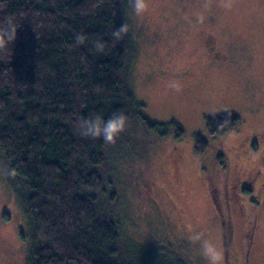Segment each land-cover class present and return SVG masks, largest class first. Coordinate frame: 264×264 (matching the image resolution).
<instances>
[{
  "label": "rangeland",
  "instance_id": "1",
  "mask_svg": "<svg viewBox=\"0 0 264 264\" xmlns=\"http://www.w3.org/2000/svg\"><path fill=\"white\" fill-rule=\"evenodd\" d=\"M121 1L119 16L129 21L135 44L126 62L130 83L139 111L158 125L146 128L138 119L108 149L105 172L117 185L126 234L143 249L187 254L191 264H207L192 240L197 234L217 246L220 264H264V187L241 192V204L232 198L228 252L207 188L211 179L214 194L225 195L232 156L246 154V142L264 133V0H145L141 14L136 0ZM222 114L238 116L239 124L211 137L205 118ZM196 134L208 142L202 154ZM220 143L238 147L223 163ZM263 147L251 148L256 168L264 169ZM6 171L0 160V264H28L31 229Z\"/></svg>",
  "mask_w": 264,
  "mask_h": 264
},
{
  "label": "trees",
  "instance_id": "2",
  "mask_svg": "<svg viewBox=\"0 0 264 264\" xmlns=\"http://www.w3.org/2000/svg\"><path fill=\"white\" fill-rule=\"evenodd\" d=\"M121 4L0 0V31L16 30L13 41L0 44V160L23 198L28 264H191L187 254L143 249L128 237L117 185L105 172L113 142L84 138L76 127L81 117L122 112L128 120L119 146L138 119L158 126L139 111L130 83L126 62L135 44ZM239 121L234 114L205 118L214 138ZM195 142L202 154L207 140L196 134Z\"/></svg>",
  "mask_w": 264,
  "mask_h": 264
},
{
  "label": "flooded vegetation",
  "instance_id": "3",
  "mask_svg": "<svg viewBox=\"0 0 264 264\" xmlns=\"http://www.w3.org/2000/svg\"><path fill=\"white\" fill-rule=\"evenodd\" d=\"M246 145L248 149L246 150V154H243L241 156L233 157L231 159L230 163V176L229 178L230 182L228 185V189L226 191V194H222L221 196H217L214 194V189H216V186L214 182L210 179V182H208L207 188L211 187L212 189L209 190L210 198L214 200V208L216 209V214L219 222V227L221 231V238H222V245H224V249L226 252H228V249L231 247V240H232V219L231 214L229 213L230 210V203L238 197V201L240 203L239 198H242V196H239V194L243 191L257 189L259 185L264 187L262 180H264V169H261V163L258 165V168H256L257 165H254L253 154H251V148L256 151L259 150L260 145L261 148L264 146V133L258 134L252 139L248 140L246 142ZM219 147V153L217 154L216 158L219 159V163H223L225 159L228 157L229 154L232 153V150L238 149V147H231L232 150H229L228 148H225L223 143L218 144ZM264 148V147H263ZM239 155V154H238ZM257 162V161H256ZM263 177L262 180H260ZM212 181V182H211ZM211 183V185H209ZM241 204V203H240ZM238 209L243 213L244 209H241V207L238 206ZM254 223V222H253ZM252 228V227H250ZM252 232V230H250ZM247 252H246V258L248 259V256L251 251V244H252V234L249 233V230H247ZM230 235V236H229ZM230 243V245H228ZM245 257V256H244ZM238 264H240L241 260H238Z\"/></svg>",
  "mask_w": 264,
  "mask_h": 264
},
{
  "label": "clouds",
  "instance_id": "4",
  "mask_svg": "<svg viewBox=\"0 0 264 264\" xmlns=\"http://www.w3.org/2000/svg\"><path fill=\"white\" fill-rule=\"evenodd\" d=\"M147 8L145 0H136L135 10L138 14L143 13ZM120 31L114 32L113 36L120 39ZM15 28H5L0 31V44H7L15 38ZM77 37V40H81ZM97 47H102L98 45ZM128 117L124 113H114L111 117L105 120L101 115L95 114L88 117H81L76 122V127L79 134L84 138L101 139L105 143L114 142L118 136L125 130L127 126ZM193 242H199L200 255L207 262V264H220L221 253L217 246L208 241L202 240L200 235L197 234L192 237Z\"/></svg>",
  "mask_w": 264,
  "mask_h": 264
}]
</instances>
